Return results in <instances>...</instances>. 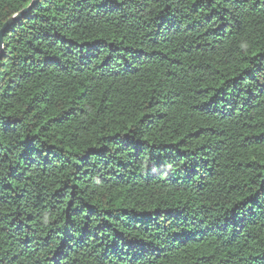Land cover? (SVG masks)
<instances>
[{
    "label": "trees",
    "instance_id": "obj_1",
    "mask_svg": "<svg viewBox=\"0 0 264 264\" xmlns=\"http://www.w3.org/2000/svg\"><path fill=\"white\" fill-rule=\"evenodd\" d=\"M0 0V264H264V0Z\"/></svg>",
    "mask_w": 264,
    "mask_h": 264
},
{
    "label": "water",
    "instance_id": "obj_2",
    "mask_svg": "<svg viewBox=\"0 0 264 264\" xmlns=\"http://www.w3.org/2000/svg\"><path fill=\"white\" fill-rule=\"evenodd\" d=\"M35 2H37V0H33L32 4H34ZM30 7H28L27 9L23 10L22 12L16 14L15 16L11 17L2 27V29L0 30V58H1V54L3 53L4 50V36L5 33L9 30V28L19 19H21L23 16V13L27 10H29Z\"/></svg>",
    "mask_w": 264,
    "mask_h": 264
}]
</instances>
